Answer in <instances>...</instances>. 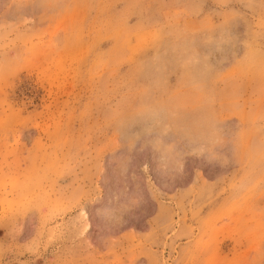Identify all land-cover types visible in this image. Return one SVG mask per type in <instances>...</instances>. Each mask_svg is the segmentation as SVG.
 Here are the masks:
<instances>
[{"label":"rangeland","instance_id":"obj_1","mask_svg":"<svg viewBox=\"0 0 264 264\" xmlns=\"http://www.w3.org/2000/svg\"><path fill=\"white\" fill-rule=\"evenodd\" d=\"M0 264H264V0H0Z\"/></svg>","mask_w":264,"mask_h":264},{"label":"snow or ice","instance_id":"obj_2","mask_svg":"<svg viewBox=\"0 0 264 264\" xmlns=\"http://www.w3.org/2000/svg\"><path fill=\"white\" fill-rule=\"evenodd\" d=\"M127 206L131 207V203H129ZM116 211V209L112 208L104 209L101 215L105 218L106 221H111L116 218Z\"/></svg>","mask_w":264,"mask_h":264}]
</instances>
